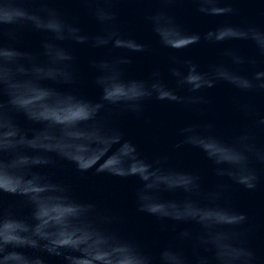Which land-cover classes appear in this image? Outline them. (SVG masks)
<instances>
[{"label": "water", "instance_id": "water-1", "mask_svg": "<svg viewBox=\"0 0 264 264\" xmlns=\"http://www.w3.org/2000/svg\"><path fill=\"white\" fill-rule=\"evenodd\" d=\"M0 264H264V0H0Z\"/></svg>", "mask_w": 264, "mask_h": 264}, {"label": "clouds", "instance_id": "clouds-1", "mask_svg": "<svg viewBox=\"0 0 264 264\" xmlns=\"http://www.w3.org/2000/svg\"><path fill=\"white\" fill-rule=\"evenodd\" d=\"M240 219H241V220H244V219H245V217H244V216H241V217H240Z\"/></svg>", "mask_w": 264, "mask_h": 264}]
</instances>
